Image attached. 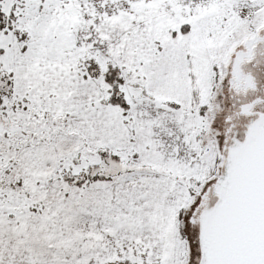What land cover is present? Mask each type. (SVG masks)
Masks as SVG:
<instances>
[{"label": "snow or ice", "instance_id": "snow-or-ice-1", "mask_svg": "<svg viewBox=\"0 0 264 264\" xmlns=\"http://www.w3.org/2000/svg\"><path fill=\"white\" fill-rule=\"evenodd\" d=\"M0 264H264V0H0Z\"/></svg>", "mask_w": 264, "mask_h": 264}]
</instances>
